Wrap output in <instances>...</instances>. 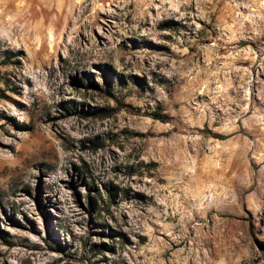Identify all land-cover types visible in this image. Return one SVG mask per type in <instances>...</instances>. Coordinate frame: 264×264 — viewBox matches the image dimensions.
I'll use <instances>...</instances> for the list:
<instances>
[{"label": "rangeland", "instance_id": "rangeland-1", "mask_svg": "<svg viewBox=\"0 0 264 264\" xmlns=\"http://www.w3.org/2000/svg\"><path fill=\"white\" fill-rule=\"evenodd\" d=\"M0 264H264V0H0Z\"/></svg>", "mask_w": 264, "mask_h": 264}, {"label": "trees", "instance_id": "trees-1", "mask_svg": "<svg viewBox=\"0 0 264 264\" xmlns=\"http://www.w3.org/2000/svg\"><path fill=\"white\" fill-rule=\"evenodd\" d=\"M203 131H205V130H203ZM88 204H89V206H90V207H92V206H93V202H92V201H90V200L88 201Z\"/></svg>", "mask_w": 264, "mask_h": 264}]
</instances>
